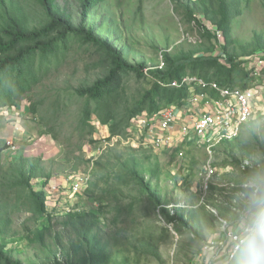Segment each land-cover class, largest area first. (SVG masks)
<instances>
[{"label":"rangeland","instance_id":"1","mask_svg":"<svg viewBox=\"0 0 264 264\" xmlns=\"http://www.w3.org/2000/svg\"><path fill=\"white\" fill-rule=\"evenodd\" d=\"M227 1L234 14L222 42L201 27L214 34L218 25L209 15L220 19V0H180V4L174 0H107L92 11L88 22L130 63L144 62L147 70L159 66L163 55L177 60L212 54L226 63L227 54H232L247 62L264 52V0ZM181 2L189 5L196 19L187 14V6ZM69 6L79 21L75 1L69 0ZM224 44H228L227 50ZM78 66L75 76L74 63L64 68L60 80L68 76L77 84L81 78L94 80L102 74L100 68L87 71L84 60ZM257 69L260 75L251 72L242 78L241 86L264 82V68L258 64ZM207 72L204 69L197 75L209 80ZM150 79L131 77L124 105H134L151 86ZM185 87L189 98L196 85ZM253 120L239 138L220 144L213 154L196 137L172 147H156L148 127L134 120L126 136L110 137L109 126L95 120L96 132L84 147L91 161L77 171L55 174L45 187L50 219L42 220L47 226L44 242L29 243L24 234L0 241L23 264H198L199 228L212 223L220 207L230 200L237 167L264 154V111L257 112ZM43 129L28 102L5 109L0 144L8 148L2 155L7 159L21 154L42 156L47 161L62 158L63 144L44 134ZM208 163L219 173L210 188L203 190L201 172ZM134 171L149 184L154 196L139 183ZM77 176L88 183L83 193L70 190ZM33 182L42 187V179ZM164 209L177 221L171 222ZM24 220L25 215L19 216L16 227L22 229Z\"/></svg>","mask_w":264,"mask_h":264},{"label":"trees","instance_id":"2","mask_svg":"<svg viewBox=\"0 0 264 264\" xmlns=\"http://www.w3.org/2000/svg\"><path fill=\"white\" fill-rule=\"evenodd\" d=\"M74 1L80 11L79 21L75 20L69 0H0V123L5 109L26 101L30 112L39 117L43 133L61 142L64 151L62 158L49 161L24 154L7 159L2 153L8 145L0 144V238L24 234L29 243L44 242L47 226L42 220L50 219L45 187L55 174L77 171L91 161L86 158L84 147L96 132L95 120L109 126L110 137L126 136L131 122L140 114H152L170 103L182 105L188 100L187 84L179 88L168 85L181 80L188 70L197 74L205 69L207 79L229 87L241 85L242 78L252 72L245 66V59L232 54H227L226 63L212 54L177 60L163 55L162 67L147 70L144 62L130 63L113 42L100 38L88 22L92 11L107 0ZM174 1L180 4V0ZM181 4L196 19L189 5ZM231 7L227 0H220V19L209 15L208 8L204 11L227 36L234 14ZM202 26L204 32L216 38ZM227 46L223 45L225 50ZM85 57L93 59L88 61ZM82 60L87 71L100 68L102 74L94 80L81 78L77 84L71 83L68 76L60 80L63 69L71 63L76 67L75 76ZM131 77L137 81L151 78V86L134 105L127 106L123 99ZM134 174L154 196L149 184L136 171ZM34 179H42L41 188ZM166 211V217L176 222L177 218ZM24 215L22 229L17 228L16 219ZM0 264L23 263L0 241Z\"/></svg>","mask_w":264,"mask_h":264},{"label":"built area","instance_id":"3","mask_svg":"<svg viewBox=\"0 0 264 264\" xmlns=\"http://www.w3.org/2000/svg\"><path fill=\"white\" fill-rule=\"evenodd\" d=\"M216 39L224 40L222 30L215 28ZM258 64L264 68V52L251 56L245 65L254 76H259ZM164 65L163 56L160 67ZM195 84L196 88L189 97V103L195 106H206L201 113L191 111L182 120L178 118V104L170 103L160 110L150 114L144 112L134 119L141 127H148L147 133L152 136L156 147H172L181 144L185 139L198 140L210 154L222 142L233 141L240 137L244 127L252 121L257 112L264 111V83H256L249 87L224 86L217 80H206L197 74H185L181 80L168 85L181 87L185 84ZM262 100V101H260ZM202 189L207 190L219 170L211 163L204 165ZM88 183L83 177L77 176L70 186L75 193H83Z\"/></svg>","mask_w":264,"mask_h":264},{"label":"clouds","instance_id":"4","mask_svg":"<svg viewBox=\"0 0 264 264\" xmlns=\"http://www.w3.org/2000/svg\"><path fill=\"white\" fill-rule=\"evenodd\" d=\"M226 208L199 228L198 264H264V154L237 167Z\"/></svg>","mask_w":264,"mask_h":264},{"label":"crops","instance_id":"5","mask_svg":"<svg viewBox=\"0 0 264 264\" xmlns=\"http://www.w3.org/2000/svg\"><path fill=\"white\" fill-rule=\"evenodd\" d=\"M264 83V82H263ZM190 97V96H189ZM188 100H189V98H188ZM186 101L185 103H183L182 105H179L178 106V109H177V115H178V118H180L181 120L184 118L185 119V116H189V114L191 113V111L192 110H194L195 112H197V114L198 113H201L204 109H206V106L204 105L203 107L201 106H195V105H193V104H190L189 103V101ZM260 101H262V100H260ZM177 104V103H176ZM260 112H263V110L262 111H260ZM253 121L254 120H252V121H250L245 127H244V129H246L248 126H250L252 123H253ZM244 129H243V131H244ZM241 136V135H240ZM190 141L191 140H193V139H189ZM229 142H231V141H229ZM222 143H225V142H222ZM222 143H220V144H222ZM219 144V145H220ZM218 145V146H219ZM217 148V147H216ZM216 150V149H215ZM210 186H211V184H210ZM210 188V187H209ZM227 211V208H226V206H224V207H220V210H218V212H219V214H221V215H223L225 212Z\"/></svg>","mask_w":264,"mask_h":264}]
</instances>
